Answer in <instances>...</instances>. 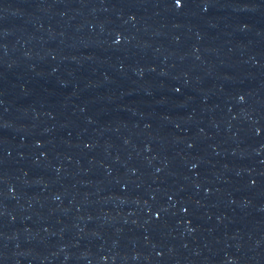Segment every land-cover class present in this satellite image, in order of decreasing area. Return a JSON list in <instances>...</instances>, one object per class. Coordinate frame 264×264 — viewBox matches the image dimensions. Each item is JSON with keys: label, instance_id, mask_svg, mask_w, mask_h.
Returning a JSON list of instances; mask_svg holds the SVG:
<instances>
[{"label": "water", "instance_id": "95a60500", "mask_svg": "<svg viewBox=\"0 0 264 264\" xmlns=\"http://www.w3.org/2000/svg\"><path fill=\"white\" fill-rule=\"evenodd\" d=\"M0 264H264V0H0Z\"/></svg>", "mask_w": 264, "mask_h": 264}]
</instances>
